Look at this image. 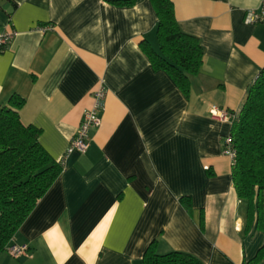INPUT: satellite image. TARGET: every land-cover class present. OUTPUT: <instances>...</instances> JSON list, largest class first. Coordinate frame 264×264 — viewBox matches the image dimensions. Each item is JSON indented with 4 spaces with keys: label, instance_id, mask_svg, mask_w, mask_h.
I'll use <instances>...</instances> for the list:
<instances>
[{
    "label": "crops",
    "instance_id": "1",
    "mask_svg": "<svg viewBox=\"0 0 264 264\" xmlns=\"http://www.w3.org/2000/svg\"><path fill=\"white\" fill-rule=\"evenodd\" d=\"M170 1L204 49L188 95L142 50L157 47L150 0H0V32H16L0 51V104L23 97L20 121L63 166L13 237L28 250L0 264H142L152 242L242 264L264 244L222 154L232 120L209 112L238 111L264 67V22L244 23L261 0ZM100 86L87 151L66 153Z\"/></svg>",
    "mask_w": 264,
    "mask_h": 264
},
{
    "label": "trees",
    "instance_id": "2",
    "mask_svg": "<svg viewBox=\"0 0 264 264\" xmlns=\"http://www.w3.org/2000/svg\"><path fill=\"white\" fill-rule=\"evenodd\" d=\"M150 2L157 15V47L144 42L142 50L155 70L166 71L188 95L190 77L198 72L204 49L197 37L180 29L170 0ZM23 104L24 98L18 94H12L7 103L0 104V255L12 244L20 225L63 170L62 163L40 144V129L20 121L18 110ZM230 113L234 115L230 135L236 151L231 170L234 189L246 204V229L254 225L264 232V67L247 88L240 109ZM262 261L264 244L251 260L242 264ZM142 264L202 262L182 251L158 254L152 242L144 252Z\"/></svg>",
    "mask_w": 264,
    "mask_h": 264
},
{
    "label": "built area",
    "instance_id": "3",
    "mask_svg": "<svg viewBox=\"0 0 264 264\" xmlns=\"http://www.w3.org/2000/svg\"><path fill=\"white\" fill-rule=\"evenodd\" d=\"M264 22V0L260 1L259 9L248 10L244 16V23L246 24H256ZM52 28L51 25H47L41 28L42 31ZM16 32L9 28L0 32V51L7 48L14 38ZM104 97V88L102 86L98 87L94 91V105L83 111L82 120L78 126L76 136L70 141L66 153H71L76 151L80 154H84L89 146L90 135L89 132L91 129L96 128L100 124V116L98 115V110L101 108V99ZM210 114L220 120L233 119L234 115L225 109H220L212 107L210 109ZM222 154L229 157L231 163L235 162L236 151L233 146V138L230 134L224 136L222 141ZM28 250L26 244H10L6 251L13 257H18L19 255L25 253ZM259 264H264V261Z\"/></svg>",
    "mask_w": 264,
    "mask_h": 264
}]
</instances>
